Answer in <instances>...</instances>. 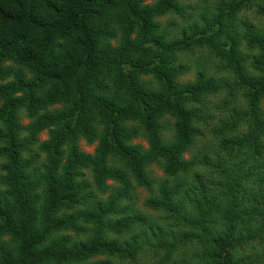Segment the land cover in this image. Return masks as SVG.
I'll list each match as a JSON object with an SVG mask.
<instances>
[{
	"label": "clouds",
	"instance_id": "obj_1",
	"mask_svg": "<svg viewBox=\"0 0 264 264\" xmlns=\"http://www.w3.org/2000/svg\"><path fill=\"white\" fill-rule=\"evenodd\" d=\"M160 0H157L159 3ZM173 5L164 12V22L156 27L159 32L153 35H163L171 51L168 53L166 64L160 68L161 61L155 59L152 67L137 75L141 86V94L151 97L152 93L164 89L167 85L158 76L159 70L171 73L168 84L175 85L176 95L180 98V106L189 117L185 124V131L190 132L187 142L179 136L178 119L169 108L158 107L153 110L151 125L146 124L142 117L135 115L126 119L136 123L124 129L134 134L138 140L151 141L156 138L157 147L146 143L141 152L143 164L136 183H132L129 174H136V170L129 166L116 152H110L118 164L115 171L109 170L101 176L102 184L93 191L92 199H82L70 209L65 205L56 212L57 223L61 222V212L70 213L68 223L63 229L46 228L43 221L38 219L34 230L45 232L44 239L35 246L36 251L64 241L66 249L88 247V253L100 251L104 244L120 250L118 256L107 257V264H213L210 254L214 251L213 238L220 236L229 241L228 252L236 264H264V230L261 229V217L252 212L260 207L264 212V199L261 198L259 187L247 176L257 164L264 165V130L260 129L254 118L250 89L242 87L239 73L232 70L231 62L225 59L228 40L226 36H219L218 45H207L196 39H184L195 25H202V16L218 15L222 0H169ZM238 10L247 12V18L233 16L229 24L237 25V31L243 28L249 20L264 28V0H227ZM166 6V5H165ZM41 22L56 19L49 14L45 0H40L38 17ZM252 26V25H250ZM149 27H153L149 23ZM38 35V34H34ZM136 37H140V29H136ZM149 43L153 37H146ZM58 43H63L61 37H56ZM155 45L162 47L159 40ZM208 48L210 56L198 55V48ZM155 50V47L153 48ZM60 49H57L59 52ZM258 51V50H257ZM186 53L188 59L181 60L180 54ZM139 55V53H136ZM237 63L243 62V67L253 71L251 52H237ZM216 64L221 70L219 77H212L208 72V65ZM134 67V66H133ZM28 70V66L21 63L14 55H5L0 62V107L8 105L9 100L14 102V110L22 127L14 129L16 135L26 142L22 150L24 160L34 161L37 166L41 163L50 164L47 153L41 151L40 145L48 144L60 147L65 156L71 158L73 149H78L83 143L84 151L93 159L102 156L97 150L101 147L103 136L96 132L94 136H87L82 131H75L77 120L83 109H79L80 95L75 88L70 89V95L65 99L52 100L49 93L54 82H47L32 97L38 100V105L30 101V93L20 86L17 76ZM182 80L181 83H177ZM196 81L202 82L205 87L196 95H187L183 89ZM264 105V98L260 101ZM52 111H49V107ZM94 120L100 124L104 120L102 114L92 109ZM143 112V109H141ZM264 112V109H262ZM68 113L67 116H61ZM47 117L48 119H44ZM264 119V115H261ZM48 120L54 121L49 123ZM71 124L74 129L69 133L64 127ZM107 135L111 128L101 124ZM124 128V125H121ZM9 125L7 116L0 119V131L7 133ZM56 133L53 144L51 135ZM37 142L33 143V137ZM63 139L61 145L60 140ZM235 142V147L224 149L223 141ZM7 142L0 140V149H6ZM257 152L260 154L257 155ZM171 153V155H169ZM37 155L40 160L37 161ZM175 159L176 164L169 166L168 162ZM157 163L151 177L143 175V167L148 162ZM94 174V166L77 168L76 172ZM73 172L74 182L81 183L84 177ZM29 177L27 181H19V175ZM40 174L47 175V170L40 167ZM65 167L57 173L62 179ZM239 177L243 182L240 196L244 203L241 208L249 209L247 214L235 216L230 207L232 196H220L219 200H210L209 205L197 204L201 185L207 187L210 183L223 182L225 187L217 189V193L226 192L231 181ZM111 180L109 184L106 181ZM36 175L32 167L25 166L22 173L12 167V161L6 152H0V207L5 202L16 206V183L35 184ZM48 184L41 181L35 188L37 193L43 194L41 203L46 202ZM146 190L141 193L140 189ZM169 200L171 203H169ZM259 202L257 205L256 202ZM211 206V212H209ZM103 208L107 215L91 214ZM147 209L149 211L145 212ZM227 216H232L229 223ZM144 224L137 223L145 221ZM234 229V230H230ZM188 233H197L200 240L192 243L185 241ZM127 234L136 241L126 246L120 243L121 237ZM136 234V235H133ZM23 241L10 227L9 222L0 216V250L12 251L14 257L20 254ZM186 253V254H185ZM195 253V257L193 256ZM209 255H205V254ZM91 257L85 254L78 264H88Z\"/></svg>",
	"mask_w": 264,
	"mask_h": 264
},
{
	"label": "trees",
	"instance_id": "obj_2",
	"mask_svg": "<svg viewBox=\"0 0 264 264\" xmlns=\"http://www.w3.org/2000/svg\"><path fill=\"white\" fill-rule=\"evenodd\" d=\"M148 0H45L49 14L56 19L52 21L39 20L40 0H0V62L5 55L14 54L21 63L28 66V70L17 76V80L22 88H26L30 93L29 99L33 105H38L39 101L32 99L35 93L42 89L47 82H54L49 95L52 100L65 99L70 95V89L75 88L80 95L79 109H83L77 120L75 131H82L87 136H94L98 131L103 139L101 147L97 150L102 153L98 159H93L90 154H86L78 149H73L71 158L64 155L60 147L48 144L47 141L40 145L41 151L48 154L51 159L50 164L41 163L39 166L34 161L24 160L21 153L26 147V142L22 141L15 133L14 129L19 124V118L14 110V102L9 100L8 105L0 107V119L7 116L9 130L7 133L0 131V140L7 142L6 152L12 161V167L18 173H22L25 166L32 167L36 175L35 184L16 183L15 195L16 206L5 202V207H0V216H3L11 229L23 241L20 254L14 257L12 251L0 250V264H78V261L88 254V264H107L109 255L115 257L120 254V250L104 244L100 251L88 253L87 246L79 249H66L64 241L54 243L51 246L36 251L35 246L39 244L45 236V232L34 230L35 222L40 219L46 228L54 230L63 229L68 223L70 213L61 212V222L57 223L56 212L62 206L69 209L82 199H92L93 189L84 179L81 183L74 182L73 172L77 168H88L94 166L95 189L102 184L101 176L115 171L118 164L115 157L110 152H116L129 166L136 170V174H129L132 183H136L137 175L143 164L141 156L143 146L134 144L137 140L134 134L124 129L136 123L135 120L126 117L135 115L142 117L143 121L151 125L153 110L158 107L169 108L178 119L179 136L182 141L187 142L190 132L185 131L184 122L189 119L185 115V110L180 106V98L176 95V87L168 84L171 73L164 70L158 71V76L167 85L164 89H159L152 93L151 97L141 94V86L137 80V75L149 70L155 63V59L161 61L160 68L166 64L168 53L171 49L163 35H153L159 32L156 27L164 22L163 13L173 7L169 0H157L153 4H147ZM181 3V0H179ZM182 4V3H181ZM166 5V6H165ZM264 11V9H262ZM244 10H238L234 5L228 4L227 0H222L219 5L218 15L211 17L202 16L204 24L197 25V29L185 30L188 34L184 39H196L207 45H218V37H227L228 45L225 59L231 62L232 70L239 73L243 70L240 78L242 87L250 89L254 118L260 129L264 130V115L260 101L264 98V28L257 29L256 33L247 31L248 36H252V42L248 41V47L244 49L242 38L237 31V25L229 24L233 16L241 18ZM149 23L153 27H149ZM140 29V37H136V29ZM38 34V35H34ZM63 38V43H58L56 37ZM152 36L153 42L149 43L146 37ZM159 40L162 47L156 46L155 41ZM244 40V39H243ZM155 47V50L153 48ZM57 49H60L57 52ZM255 49V50H254ZM258 50V51H257ZM197 52H206L211 55L208 48H198ZM237 52H251V64L254 72L261 75H254L243 67V62L237 63L239 59ZM139 53V55H136ZM181 60L188 58L186 53L180 54ZM134 66V67H133ZM216 70L227 72L228 69ZM212 67H208L209 75ZM178 80L177 83H181ZM205 85L196 81L186 85L183 89L187 95H196ZM92 109L102 114L104 120L97 124L93 117ZM143 109V112H141ZM49 111H52L50 106ZM62 113L61 116H67ZM44 119H48L45 117ZM49 123H54L48 120ZM101 124L110 126L111 131L105 135V129ZM124 125V128L121 125ZM64 127L69 133L74 129L71 124ZM53 137V144L56 140V133H48ZM153 148L157 147L155 135L151 141ZM37 142L33 137V143ZM61 145L63 139L60 140ZM221 147L231 149L235 147V142L225 140ZM260 153L257 152V155ZM171 155V153H169ZM41 158L37 155L36 160ZM163 161L148 162L143 167V175L151 177L152 167ZM175 159L168 162L169 166L176 164ZM65 167L64 178L60 179L57 173L61 167ZM40 167L47 170V175L40 174ZM76 175L84 177V172H76ZM19 181H27L26 175H19ZM260 189L261 198L264 199V165L257 164L254 170L247 176ZM44 181L48 184L46 191V202L41 203L43 194L37 193L35 188ZM111 181V180H108ZM106 181V182H108ZM112 182V181H111ZM243 182L236 177L231 181V185L226 192L217 193V189H223V182L210 183L207 187L200 186L199 204L209 205L210 200H219L220 196L231 195L230 205L235 216L247 214L249 209L241 208L244 201L240 193L243 191ZM169 203L171 201L169 200ZM259 205V202H256ZM209 206V212H211ZM256 215L261 217L260 227L264 230V212L260 207L252 209ZM96 215H107L103 208H97L91 218ZM229 223L232 216L226 217ZM139 224L146 223L138 221ZM234 230V229H230ZM136 235V234H133ZM127 234L121 237L120 243L127 245L129 242L135 244L132 238L127 239ZM185 241L192 243L200 240L197 233H188L184 236ZM264 243V239L261 240ZM215 245L214 251L210 254L213 264H236L231 253L227 251L229 241L220 236L212 239ZM186 254V253H185ZM195 253L193 256L195 257ZM206 256L209 254H205ZM105 257L104 259H101Z\"/></svg>",
	"mask_w": 264,
	"mask_h": 264
},
{
	"label": "rangeland",
	"instance_id": "obj_3",
	"mask_svg": "<svg viewBox=\"0 0 264 264\" xmlns=\"http://www.w3.org/2000/svg\"><path fill=\"white\" fill-rule=\"evenodd\" d=\"M155 1H156V0H148V1H147V4H153ZM181 3H183V0H181ZM241 18H242V19H246V18H247V12H243V13L241 14ZM164 20H165V19H164ZM201 20L203 21V24H204V20L202 19V17H201ZM203 24H202V25H203ZM202 25H199V26H202ZM250 25H252V26H250ZM193 28H194V29H197V25H195ZM236 29H237V28H236ZM257 29H261V27H259V25H256L255 22L252 21V20H249V22H248L247 24H244V25H243V28H240V29H239V36L242 38V42H243L242 45L244 46V49H246V48L248 47V45H247L248 41L252 42V39H253L252 36H248L247 31L253 33V35H254V33H256V31H258ZM243 39H244V40H243ZM246 50H247V49H246ZM254 50H255V49H254ZM247 51H248V50H247ZM197 54H198V55H206V56H210V55H208L206 52H197ZM186 59H188V58H186ZM186 59H185V60H186ZM208 67H212V68H213V69H211V71H210L211 75L219 77V75H220L221 73L218 72V70H216V68H214V67H215V64H209ZM263 107H264V105H263ZM44 135L47 136L48 133L45 132ZM133 143H134V144H141L142 146H144V145L146 144V141H145V140H138V139H137V140H135ZM84 148H85V145H83V143H81V145H80V149H81V151H83V152L85 153ZM154 167H156V166H153V167H152V171H153ZM84 180H85L86 182L89 183L91 189H93V190L95 189V184H94V179H93V177H92V173H89V172L85 171V172H84ZM107 183L111 184L112 182H111V181H108ZM140 192L146 194V190L143 189V188L140 189ZM144 211L147 212V211H149V210L145 209ZM126 238L129 239V238H131V236H128V235H127ZM101 259H104V260H105V257H103V258H101Z\"/></svg>",
	"mask_w": 264,
	"mask_h": 264
}]
</instances>
